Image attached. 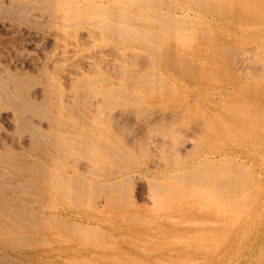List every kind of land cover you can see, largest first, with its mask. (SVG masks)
<instances>
[{
	"label": "rangeland",
	"instance_id": "1",
	"mask_svg": "<svg viewBox=\"0 0 264 264\" xmlns=\"http://www.w3.org/2000/svg\"><path fill=\"white\" fill-rule=\"evenodd\" d=\"M0 264H264V0H0Z\"/></svg>",
	"mask_w": 264,
	"mask_h": 264
},
{
	"label": "bare ground",
	"instance_id": "2",
	"mask_svg": "<svg viewBox=\"0 0 264 264\" xmlns=\"http://www.w3.org/2000/svg\"><path fill=\"white\" fill-rule=\"evenodd\" d=\"M56 19V18H55ZM87 20V19H86ZM82 21V20H81ZM97 22V21H96ZM90 23V22H89ZM81 24V23H80ZM65 25V24H64ZM74 25V24H73ZM78 25V24H77ZM58 28V27H57Z\"/></svg>",
	"mask_w": 264,
	"mask_h": 264
}]
</instances>
